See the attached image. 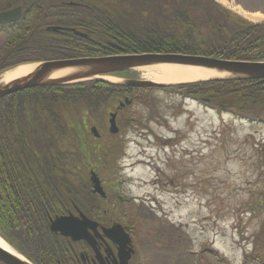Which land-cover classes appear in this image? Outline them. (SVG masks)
<instances>
[{"label":"trees","instance_id":"trees-1","mask_svg":"<svg viewBox=\"0 0 264 264\" xmlns=\"http://www.w3.org/2000/svg\"><path fill=\"white\" fill-rule=\"evenodd\" d=\"M2 1L0 10L37 6ZM98 6H67L66 24L74 30L84 27L91 40L49 33L24 12L0 50V73L22 63L113 53L169 52L264 61V22L246 21L213 0ZM153 90L264 125V79H209L157 88L88 80L9 94L0 99V236L11 247L33 264H76L68 241L51 233L48 225L49 217L64 213L70 201L79 205L86 200L80 195L91 192L89 163L95 170L106 168L113 154L115 135H107L110 142L103 144L93 139L86 125L98 124L104 132L99 121L109 106L127 97L146 106ZM125 109L119 115L120 128L134 122L125 117ZM260 234L264 235V227ZM217 259L228 264L226 258ZM248 259L264 264V255L256 251L244 254L243 264Z\"/></svg>","mask_w":264,"mask_h":264},{"label":"rangeland","instance_id":"rangeland-1","mask_svg":"<svg viewBox=\"0 0 264 264\" xmlns=\"http://www.w3.org/2000/svg\"><path fill=\"white\" fill-rule=\"evenodd\" d=\"M225 1L233 13H242L239 3L264 12V0ZM7 35L0 30V50ZM133 72L131 78L144 75ZM148 96L146 106L127 110L134 122L120 128L108 167L97 170L105 192L140 219L133 264H221L217 256L243 264L244 254L264 255V125L162 91ZM86 126L89 132L91 122ZM103 136L108 144L106 130Z\"/></svg>","mask_w":264,"mask_h":264},{"label":"water","instance_id":"water-1","mask_svg":"<svg viewBox=\"0 0 264 264\" xmlns=\"http://www.w3.org/2000/svg\"><path fill=\"white\" fill-rule=\"evenodd\" d=\"M20 16V7L2 11L0 12V24L14 22L18 20ZM75 33L82 35L78 32ZM30 64L37 65L30 74L16 78L7 83H3L0 79V99L20 90L36 86L68 85L88 80L110 82L109 80H105L103 77L112 73L165 64L203 67L215 70L218 73H223L224 75L225 73L231 74V76L228 77H215L210 79H264V61H232L201 55H187L179 53L145 52L110 54L102 56L46 60ZM66 69H68L69 72L63 76L56 78L51 77L55 72ZM1 75L2 74H0V76ZM123 84L130 87H158L169 85L143 79L125 80ZM125 103L129 104V101L126 100ZM122 104L120 103L118 106L120 107ZM116 114L117 111L110 112L108 114V131L113 134L118 132L115 119ZM91 133L94 137H99V133L95 126L91 127ZM90 181L92 183L93 192L104 196V191L100 185L99 178L93 171H90ZM76 211L78 213L77 216L68 214L50 218L49 229L55 234L58 233L63 237L69 238L71 241L75 242L83 240L87 243V245L93 247L92 232L95 231L96 223L87 218L80 211ZM114 230H117V234H119L120 237L115 240V238H117V234H115V238H113V242L117 243L119 246L118 264H127L131 257V253H133L130 238L124 233L119 225H115L114 229L110 228L104 232L108 237ZM110 239H112V237ZM0 261L4 264H32L13 249L9 251L2 247H0Z\"/></svg>","mask_w":264,"mask_h":264},{"label":"flooded vegetation","instance_id":"flooded-vegetation-1","mask_svg":"<svg viewBox=\"0 0 264 264\" xmlns=\"http://www.w3.org/2000/svg\"><path fill=\"white\" fill-rule=\"evenodd\" d=\"M19 0H17L18 2ZM20 3L14 4H35L37 6L26 10L24 5H16L13 7L6 8L13 9L16 7L21 8V15L25 12L31 19H38V23L42 25L40 29H43L49 33L56 35H66L73 34L74 31L71 26L67 25V6L88 8V9H99L98 5L103 4L107 8H110L113 4H148V0H20ZM4 3L0 0V6ZM41 4H44L41 9ZM47 8L49 10H47ZM53 10L55 12H53ZM83 30H77L84 37L91 40L87 30L82 27ZM16 29L15 24L0 25L1 31L13 32ZM77 36V35H76ZM121 106L120 108H122ZM119 111V110H118ZM89 166L93 167V162L89 163ZM91 169V168H90ZM89 169V170H90ZM102 183V182H101ZM103 185V184H102ZM104 188V186H103ZM105 190V189H104ZM81 197L86 199L85 203H82L86 206L85 212H83L80 207L75 204V202L70 201V206L65 209L66 214L69 212L76 214L75 207L84 214L93 220L96 223L95 231L92 232L93 236V247L86 245L84 241L77 242L76 250H72L71 257H73L76 264H118V246L113 243V238L118 232L114 230L107 237L105 230L111 228L114 224H119L122 226L125 233H127L131 240V248L133 249V254L128 262V264H133L135 258L139 255L138 251V239L137 236L142 235L143 228L138 226L140 219L133 212L126 210L122 204L119 206L116 200L112 198L115 195H108L106 192L104 197H101L98 194L93 192L87 194H81ZM90 197V199H88ZM136 202V200H133ZM140 201V200H139ZM137 206V205H136ZM138 211V206H137ZM163 211V210H161ZM86 213V214H85ZM112 237V239H110ZM117 238H115L116 240ZM70 242V241H69ZM68 242V245L71 244ZM72 247V246H70Z\"/></svg>","mask_w":264,"mask_h":264},{"label":"bare ground","instance_id":"bare-ground-1","mask_svg":"<svg viewBox=\"0 0 264 264\" xmlns=\"http://www.w3.org/2000/svg\"><path fill=\"white\" fill-rule=\"evenodd\" d=\"M226 2L225 0L223 3ZM244 16L250 19L260 20L263 18V15L260 13H242ZM36 64H25L20 65L16 68L8 70L4 72L0 79L3 83H7L16 78H20L22 76H26L32 72V70L36 67ZM138 72H142L144 74L141 78L146 80H151L156 83L162 84H176V83H185V82H194L200 80H206L215 77H228L231 74L218 73L215 70L206 69L203 67H192V66H181V65H156V66H147L137 68ZM69 72L68 69L57 71L52 74L51 77H59L63 76ZM105 80H113L112 76H104ZM0 247L5 248L6 250H12V248L0 237Z\"/></svg>","mask_w":264,"mask_h":264}]
</instances>
